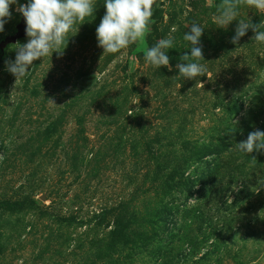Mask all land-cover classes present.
Returning a JSON list of instances; mask_svg holds the SVG:
<instances>
[{"label":"rangeland","instance_id":"rangeland-1","mask_svg":"<svg viewBox=\"0 0 264 264\" xmlns=\"http://www.w3.org/2000/svg\"><path fill=\"white\" fill-rule=\"evenodd\" d=\"M219 3L157 0L144 43L108 54L97 0L63 55L17 81L5 62L28 37L10 41L22 17L11 6L0 32V264H264V152L236 146L264 131V43L252 29L231 42L239 19L264 13L241 6L224 29ZM193 22L208 76L189 80L176 65ZM169 36L171 68L150 66L144 49Z\"/></svg>","mask_w":264,"mask_h":264},{"label":"clouds","instance_id":"clouds-1","mask_svg":"<svg viewBox=\"0 0 264 264\" xmlns=\"http://www.w3.org/2000/svg\"><path fill=\"white\" fill-rule=\"evenodd\" d=\"M157 0H104L105 14L96 28L98 46L103 53L116 54L134 44H142L151 33L152 17ZM17 5L16 11L22 14L26 23V43H17L14 61H6L7 70L16 77V81L29 73V67L34 61L52 57L53 53L63 55L69 38L78 32L77 25L86 21L87 17L95 15L97 0H0V32L11 19V6ZM247 6L259 13H264V0H220L214 24L227 29L229 24L238 19L239 8ZM252 29V40L264 43V23L253 24L239 19L235 35L231 38L233 44H238L241 37ZM175 31V29H173ZM204 28L196 22L185 32L183 39L189 42L190 55L183 54L176 67L184 79L196 80L207 75V67L200 63L204 60L201 36ZM70 33H74L69 35ZM174 48V38L169 36L160 39L155 45L144 49L145 61L154 68L170 66L167 51ZM131 115V114H129ZM239 151L246 154L264 152V131L259 129L248 134L247 139L236 144ZM253 163L257 161L251 156ZM0 154V159H2Z\"/></svg>","mask_w":264,"mask_h":264},{"label":"water","instance_id":"water-1","mask_svg":"<svg viewBox=\"0 0 264 264\" xmlns=\"http://www.w3.org/2000/svg\"><path fill=\"white\" fill-rule=\"evenodd\" d=\"M26 23L24 17H21L20 23L18 24V31L10 37V41L15 42L18 38L26 36Z\"/></svg>","mask_w":264,"mask_h":264},{"label":"trees","instance_id":"trees-1","mask_svg":"<svg viewBox=\"0 0 264 264\" xmlns=\"http://www.w3.org/2000/svg\"><path fill=\"white\" fill-rule=\"evenodd\" d=\"M239 108H237V110H238ZM0 204H2V202H0Z\"/></svg>","mask_w":264,"mask_h":264}]
</instances>
